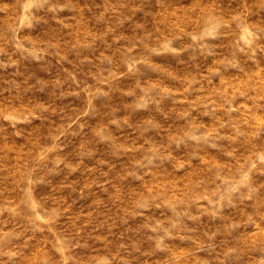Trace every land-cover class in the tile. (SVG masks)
<instances>
[{"label": "rangeland", "instance_id": "rangeland-1", "mask_svg": "<svg viewBox=\"0 0 264 264\" xmlns=\"http://www.w3.org/2000/svg\"><path fill=\"white\" fill-rule=\"evenodd\" d=\"M0 264H264V0H0Z\"/></svg>", "mask_w": 264, "mask_h": 264}]
</instances>
